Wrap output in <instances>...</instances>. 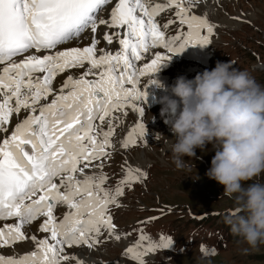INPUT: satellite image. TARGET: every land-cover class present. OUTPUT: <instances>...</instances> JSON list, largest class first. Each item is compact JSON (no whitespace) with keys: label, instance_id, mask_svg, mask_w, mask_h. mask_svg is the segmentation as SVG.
<instances>
[{"label":"snow or ice","instance_id":"snow-or-ice-1","mask_svg":"<svg viewBox=\"0 0 264 264\" xmlns=\"http://www.w3.org/2000/svg\"><path fill=\"white\" fill-rule=\"evenodd\" d=\"M108 5L112 7L105 19L100 13ZM196 7L185 0H0V221L15 220L0 225V250L35 242V249L23 255L0 254V264H67L75 257L66 248L92 247L100 242L102 229L115 231L109 206L124 189L105 188L107 174L87 171L102 169L103 158L110 155L114 128L102 130V125L114 112L146 100L140 77L158 72L170 54L210 43L215 26ZM173 8L176 19L160 24V14ZM177 20L181 29L167 36L162 29ZM101 25L114 30L103 38L109 45L118 42L115 52L98 50L95 38L88 46L60 47L88 31L95 34ZM159 46L169 55L156 54L137 67L135 61ZM78 68L85 69L79 78L68 75L60 89L53 87L59 74ZM22 110L28 114L9 134L7 125ZM144 132L140 123L129 140L134 143L133 135ZM141 171L129 168L121 184L139 180ZM59 205L68 207L62 218L55 215ZM40 217L39 230L48 235L29 237L25 226ZM147 239L141 232L140 241ZM171 244V238H164L144 252L135 247L127 251L141 259Z\"/></svg>","mask_w":264,"mask_h":264},{"label":"clouds","instance_id":"clouds-1","mask_svg":"<svg viewBox=\"0 0 264 264\" xmlns=\"http://www.w3.org/2000/svg\"><path fill=\"white\" fill-rule=\"evenodd\" d=\"M170 92L160 99V114L174 138L157 134V139L172 141V162L189 170L184 157H195L196 148L206 151L211 143L215 155L206 175L242 210L225 217V223L250 248L264 245V184L243 183L264 172V86L232 62L218 61L194 79L177 77Z\"/></svg>","mask_w":264,"mask_h":264},{"label":"rangeland","instance_id":"rangeland-1","mask_svg":"<svg viewBox=\"0 0 264 264\" xmlns=\"http://www.w3.org/2000/svg\"><path fill=\"white\" fill-rule=\"evenodd\" d=\"M224 4L226 9L230 10L232 13H234V10L242 8L245 13H247L248 19L252 21V24L244 23L238 26L239 28L235 31V35L231 32L224 34V36L229 38L232 43L229 42L225 47L219 48V55L223 54V56L227 59H235L236 65L234 68L248 71L257 84L264 86V72L254 70V68L257 69L256 65L258 62L261 67L264 66V43L262 44V41L264 40V0H226ZM208 10L211 13V10ZM222 15L228 17L225 10ZM228 21H230L229 18ZM223 30L227 31L226 28H223ZM219 45L221 47L223 46V43H220ZM225 48H229L227 52L228 54L225 53ZM255 51L260 53L261 56L259 59L255 56ZM207 145H209V151L215 155V149L212 144L209 143ZM157 152H159V147L157 148ZM202 155H204L211 167L213 157L207 156V154ZM207 171L194 172V170H191V173L189 174L177 173V177L174 180L169 179L168 181L165 175H163L164 181L158 185V187H154V190L158 189L160 192L163 191V197H165L167 201H172L175 204H184L183 209L191 208L193 210V207L194 210L197 208L202 209L204 205H207L205 202L208 204H215L214 207H225L227 210L230 207L236 209L238 206L233 199H229L226 196L222 199L212 197L223 194L224 186L216 180L210 179L206 175ZM243 183L244 187H247L252 183L264 184V172H261L256 177H253ZM171 186L177 189H183L186 194L168 193L165 189ZM187 194H190V197H187ZM191 205H193V207ZM133 222L134 219L130 218L128 222L125 221L123 223L130 224ZM180 224L182 225L183 223L180 222ZM108 253L109 256L107 257L109 259L119 257L120 248L114 247ZM179 254L180 255H178L176 259H174L175 256L173 258L169 257L167 261L161 262L160 264H264V245H260L258 248L252 249L244 243L242 239L238 241L236 236L235 240L232 241L231 249L222 255L203 259H195L192 256H184L183 259V253L181 252ZM165 259H167V257H165ZM157 260L158 259H156L154 264L159 263Z\"/></svg>","mask_w":264,"mask_h":264},{"label":"bare ground","instance_id":"bare-ground-1","mask_svg":"<svg viewBox=\"0 0 264 264\" xmlns=\"http://www.w3.org/2000/svg\"><path fill=\"white\" fill-rule=\"evenodd\" d=\"M3 136H1L0 138H2ZM162 193H163V191H162ZM164 195V194H163ZM172 204H175V203H172ZM177 204H180L181 205V203H177ZM30 245L28 244V243H26V248L27 247H29Z\"/></svg>","mask_w":264,"mask_h":264}]
</instances>
